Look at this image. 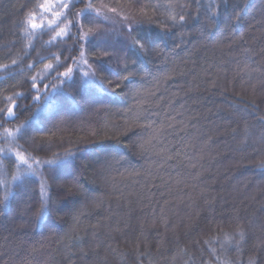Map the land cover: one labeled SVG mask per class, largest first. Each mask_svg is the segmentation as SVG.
<instances>
[{
	"label": "trees",
	"instance_id": "obj_1",
	"mask_svg": "<svg viewBox=\"0 0 264 264\" xmlns=\"http://www.w3.org/2000/svg\"><path fill=\"white\" fill-rule=\"evenodd\" d=\"M87 2L73 0L67 20L58 21L72 22L68 34L48 43L58 9L39 19L36 6L45 0H0V65H8L0 68V108L22 94L18 119H0V147H7L4 128L36 113L18 143L38 158L72 150V176L82 186L61 198L71 177L53 179L45 168L58 210L37 223L39 179L26 178L27 194L15 192L0 216V264H264V0H218L214 21L205 14L208 0L199 7L196 0H151L161 7L149 9L152 20L131 34L149 37L146 56L131 47L124 17L148 0H91L101 11L92 13L100 32L114 35L112 47L99 35L78 39V21L84 31L92 26L75 15ZM169 3L183 24L171 26ZM236 5L244 7L238 24ZM29 11L45 25L32 38L21 23ZM81 51L102 88L76 94L56 74L71 65L78 82ZM118 59L136 75L114 95L108 81L123 71ZM46 64L53 68L44 73ZM33 76L40 91L49 85L47 101L44 93L32 100ZM50 102L58 116L51 106L41 110ZM14 159L6 157L10 173ZM238 229L245 233L239 250L225 242Z\"/></svg>",
	"mask_w": 264,
	"mask_h": 264
},
{
	"label": "snow or ice",
	"instance_id": "obj_2",
	"mask_svg": "<svg viewBox=\"0 0 264 264\" xmlns=\"http://www.w3.org/2000/svg\"><path fill=\"white\" fill-rule=\"evenodd\" d=\"M83 2V0H81ZM197 5L199 7L200 0H196ZM73 0H60L59 3L52 5L45 0V3H40L36 7L40 10V15L42 16L45 12H52L53 8L58 9L54 15L57 18L55 21H49L48 28L51 31H55V36L51 38L48 43L55 41L57 38H63L68 34V27L71 25V21H68V24H65L64 27H60V23L63 20H67V11L70 10L71 7H74ZM160 4H153L151 0H148L146 3H141L139 5L138 13H131L124 17V19L128 22V33L129 38L131 39V47L135 48L142 55H148L152 43L147 36H139V35H131L133 32V25L138 24L141 20L147 19L149 21L152 20V16L149 15V9L155 10L160 8ZM166 10L169 13V20L171 21V26L175 27L177 23L183 24L185 20V16L183 14H177L174 11V6L169 3L164 5ZM181 8L184 5H180ZM246 7V5H245ZM238 9V10H237ZM115 11V9H112ZM244 11V7H240L236 5L233 9L234 15L232 19L234 24H238L241 20V13ZM92 13L95 16H100L101 11L94 7L91 0H88L85 3V6L75 13L77 17L83 18L87 24L92 25L88 28L87 31H84V23L77 22V27L79 30L78 39L84 41H91L95 36L99 35L100 38L106 39L107 33H101L99 26L95 23L92 18ZM205 14L210 20H215L216 16L219 14V3L218 0H208L207 7L205 8ZM199 17V12L197 13V18ZM37 12L29 11L26 13L24 20L21 22L24 25L25 35L29 38L35 36L36 30L39 28L43 30L45 28L44 24H37ZM106 18V17H105ZM59 21V22H58ZM56 28H59L56 31ZM30 46V45H29ZM102 55L108 56L110 53L108 51H103ZM81 60L84 65H88L87 59H84V53L81 51L80 53ZM54 59L57 62H60L59 56H54ZM16 60H12V64H16ZM118 63L123 64V71L114 72L112 75L115 76L116 82L114 83L112 80L108 81V84L111 86V92L114 95L124 94L122 90V85L124 87H129V82L134 80L135 72L128 70V65L122 59H118ZM135 64V61H132ZM65 71L57 72V78L60 84H64L66 81H72L71 86H75L76 94L81 93L82 91H88L94 88H102V83L98 82L97 73L92 67L89 65L86 71H82V75L79 81H75L73 79V66L64 65ZM8 65H0V68H7ZM29 68L33 67V65H28ZM45 69H52V64H46ZM62 78V79H61ZM37 77H32V88L36 90L38 93L35 96H32L33 101L41 100V95L39 94L40 90L36 84ZM45 93L43 95L44 100H48L49 93L47 89L49 85H45ZM58 85H52V88H57ZM119 90V91H118ZM103 91L107 92L108 89H103ZM69 94L70 93H66ZM137 92L135 95H139ZM22 96L21 93H14L13 96L6 97L7 105L5 108H0V119L2 120H13L18 119L15 109L19 106L16 105V97ZM50 106L53 109V116H58L60 114V109L55 105L54 102H50ZM36 113L32 114V117L16 126L14 130H10L4 128L3 131V139L7 142V147H0V191L3 192L2 197H0V216L6 214L7 209L9 208V200L10 197L17 191L21 195L27 194L28 191V183L26 182V178L28 177H38L39 179V207L35 213L36 222L39 223L41 219L46 216L52 215L57 212V201L53 200L49 195L50 185L48 183V178L44 175L45 168L47 169L49 175L55 179L61 173H66L67 176L71 177L67 181V185H61L64 191L61 193V198L71 197L74 195V189L77 191L82 190V186L79 184V180L72 176V169L75 164V153L70 149H65L63 153L53 152L50 158H38L32 153L27 152L26 149L23 148L22 145L18 143V140L23 138L24 135L27 134L28 126L31 123V120L34 119ZM2 127V124H0ZM155 138L154 136L152 137ZM146 143H151V139L146 141ZM14 156V171L9 174L6 170V165L4 161V157ZM260 167H264V162L260 164ZM79 241V237L76 238ZM245 240V233L243 230L238 229L237 231L231 234H225V242L229 245L235 244L237 250H239L241 244ZM115 251V249H112ZM248 264H256L255 258H250Z\"/></svg>",
	"mask_w": 264,
	"mask_h": 264
},
{
	"label": "rangeland",
	"instance_id": "obj_3",
	"mask_svg": "<svg viewBox=\"0 0 264 264\" xmlns=\"http://www.w3.org/2000/svg\"><path fill=\"white\" fill-rule=\"evenodd\" d=\"M60 2V0H52L51 1V4L52 5H55V4H57V3H59ZM46 17V16H45ZM40 18H44V16L42 15H40L39 16V19ZM113 37H114V35L111 33V32H108L107 33V37H106V39H104V43H105V46H110V47H112V39H113ZM84 59H86V56H84ZM76 68L78 69V70H80L81 72L82 71H86L87 69H86V65H84L83 64V61L81 60V61H79L77 64H76ZM48 71H50V69H48V70H46V69H44L43 70V72L45 73V72H48ZM38 86V85H37ZM43 93H44V90H42V91H40L39 92V94L42 96L43 95ZM48 108H50V105L49 104H46V105H43L42 106V108H41V110H44V109H48ZM35 119V118H34ZM2 147H5V146H2ZM4 161H5V165H6V170H7V172L9 173V174H11L10 172H9V168H8V164L6 163V157H4Z\"/></svg>",
	"mask_w": 264,
	"mask_h": 264
},
{
	"label": "water",
	"instance_id": "obj_4",
	"mask_svg": "<svg viewBox=\"0 0 264 264\" xmlns=\"http://www.w3.org/2000/svg\"><path fill=\"white\" fill-rule=\"evenodd\" d=\"M35 90V89H34Z\"/></svg>",
	"mask_w": 264,
	"mask_h": 264
}]
</instances>
